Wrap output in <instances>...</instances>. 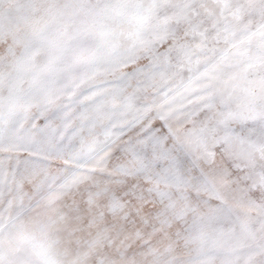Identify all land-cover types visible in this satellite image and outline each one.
I'll return each instance as SVG.
<instances>
[{
  "label": "snow or ice",
  "instance_id": "obj_1",
  "mask_svg": "<svg viewBox=\"0 0 264 264\" xmlns=\"http://www.w3.org/2000/svg\"><path fill=\"white\" fill-rule=\"evenodd\" d=\"M0 264H264V0H0Z\"/></svg>",
  "mask_w": 264,
  "mask_h": 264
}]
</instances>
